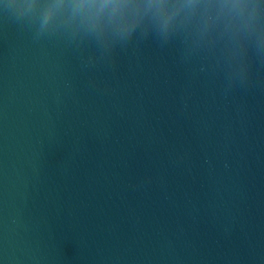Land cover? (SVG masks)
<instances>
[{"label": "water", "instance_id": "obj_1", "mask_svg": "<svg viewBox=\"0 0 264 264\" xmlns=\"http://www.w3.org/2000/svg\"><path fill=\"white\" fill-rule=\"evenodd\" d=\"M183 3L0 0V264H264V51Z\"/></svg>", "mask_w": 264, "mask_h": 264}, {"label": "clouds", "instance_id": "obj_2", "mask_svg": "<svg viewBox=\"0 0 264 264\" xmlns=\"http://www.w3.org/2000/svg\"><path fill=\"white\" fill-rule=\"evenodd\" d=\"M85 5L82 2L70 4L73 13ZM103 6V5H102ZM201 7L208 20L212 19L210 11L212 8H218L223 14L227 23L232 24L237 32H254L257 35V47L264 51V28L260 26V3L259 0H184L179 7L188 10H194ZM52 15V7L50 6L43 14L39 27L35 33L36 38L48 35V26ZM219 18V17H217ZM168 20H165L167 24Z\"/></svg>", "mask_w": 264, "mask_h": 264}]
</instances>
